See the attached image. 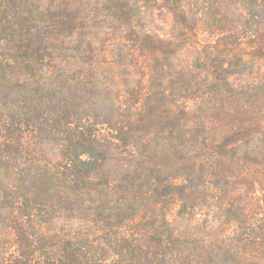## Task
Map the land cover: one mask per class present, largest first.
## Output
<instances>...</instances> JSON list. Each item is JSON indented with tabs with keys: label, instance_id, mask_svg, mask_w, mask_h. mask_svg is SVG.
Masks as SVG:
<instances>
[{
	"label": "trees",
	"instance_id": "1",
	"mask_svg": "<svg viewBox=\"0 0 264 264\" xmlns=\"http://www.w3.org/2000/svg\"><path fill=\"white\" fill-rule=\"evenodd\" d=\"M0 264H264V0H0Z\"/></svg>",
	"mask_w": 264,
	"mask_h": 264
},
{
	"label": "rangeland",
	"instance_id": "2",
	"mask_svg": "<svg viewBox=\"0 0 264 264\" xmlns=\"http://www.w3.org/2000/svg\"><path fill=\"white\" fill-rule=\"evenodd\" d=\"M152 17H153L152 19H155V24H153V28H152L153 32H157L159 29H162V30L168 32L171 29L170 26H171L172 17L169 16L167 13H164V12L155 13ZM82 159L83 160H87L88 158H87V156H82ZM173 221L174 222H178L179 221L176 212H174V214H173ZM7 242H9V241H7ZM10 249L13 252L15 250L17 252V254L19 255V253H18L19 249H15L13 246L10 247ZM21 252H22V250H21Z\"/></svg>",
	"mask_w": 264,
	"mask_h": 264
}]
</instances>
